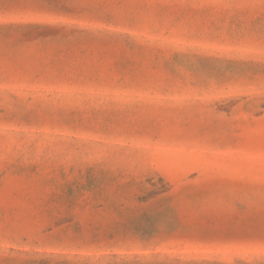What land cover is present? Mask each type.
Returning <instances> with one entry per match:
<instances>
[{
    "label": "rangeland",
    "instance_id": "374dc122",
    "mask_svg": "<svg viewBox=\"0 0 264 264\" xmlns=\"http://www.w3.org/2000/svg\"><path fill=\"white\" fill-rule=\"evenodd\" d=\"M0 264H264V0H0Z\"/></svg>",
    "mask_w": 264,
    "mask_h": 264
}]
</instances>
